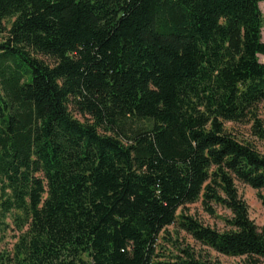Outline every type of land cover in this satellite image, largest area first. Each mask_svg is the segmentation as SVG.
I'll use <instances>...</instances> for the list:
<instances>
[{
	"label": "trees",
	"instance_id": "trees-1",
	"mask_svg": "<svg viewBox=\"0 0 264 264\" xmlns=\"http://www.w3.org/2000/svg\"><path fill=\"white\" fill-rule=\"evenodd\" d=\"M262 2L0 0V264H264Z\"/></svg>",
	"mask_w": 264,
	"mask_h": 264
},
{
	"label": "rangeland",
	"instance_id": "rangeland-1",
	"mask_svg": "<svg viewBox=\"0 0 264 264\" xmlns=\"http://www.w3.org/2000/svg\"><path fill=\"white\" fill-rule=\"evenodd\" d=\"M259 9L264 21V2L259 4ZM261 36L262 41L264 42V25L262 28ZM259 59L260 61H262L263 57L260 56ZM257 113L259 118L264 122V104L259 105ZM225 128L227 131L231 132L240 140L247 141L252 144L258 151L262 152L264 150V143L252 137V135L250 134L249 124L226 123ZM237 190L240 197L245 201L246 205L248 206L250 219L254 222V224L259 230H262L264 228V205L262 204L260 197H264V189L254 190L246 185L237 184ZM214 210V216H210L204 211V209L199 203L187 205L182 209L185 214L191 215L192 217L200 221L202 224L222 231L225 229L223 219L229 217L230 214L228 211L220 207H214ZM4 223L7 226L4 228V236L0 250L10 251L17 240L19 232L13 226L12 219L10 216L6 217ZM169 231H172V229L169 228ZM174 236L175 235H173L172 233V237ZM179 239L180 241L186 240L188 244L194 245L192 240L186 237L184 233L179 234ZM197 250H199L198 246ZM203 253L205 255H208L210 260L217 264H243V258L226 257L205 249H203Z\"/></svg>",
	"mask_w": 264,
	"mask_h": 264
}]
</instances>
